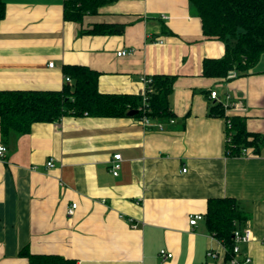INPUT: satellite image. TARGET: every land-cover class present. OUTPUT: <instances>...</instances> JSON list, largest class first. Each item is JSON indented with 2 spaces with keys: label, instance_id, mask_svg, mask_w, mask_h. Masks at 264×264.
Returning <instances> with one entry per match:
<instances>
[{
  "label": "crops",
  "instance_id": "0c3cea01",
  "mask_svg": "<svg viewBox=\"0 0 264 264\" xmlns=\"http://www.w3.org/2000/svg\"><path fill=\"white\" fill-rule=\"evenodd\" d=\"M3 1L0 92L62 91L66 65L99 72L105 94L142 95L145 77L176 79L174 123L66 116L6 140L0 129V264H29L25 248L77 264H225L226 248L206 220L189 221L218 198L236 199L247 216L252 237L240 261L264 264V55L247 76L206 77L204 61L226 49L204 36L189 0H105L82 22L65 20L66 0ZM96 25L114 33H85ZM219 104L223 117L213 112ZM228 117L262 137L249 147L255 155L228 154Z\"/></svg>",
  "mask_w": 264,
  "mask_h": 264
},
{
  "label": "trees",
  "instance_id": "16d2710c",
  "mask_svg": "<svg viewBox=\"0 0 264 264\" xmlns=\"http://www.w3.org/2000/svg\"><path fill=\"white\" fill-rule=\"evenodd\" d=\"M202 21L204 36L221 41L225 56L206 59L203 74L210 78H227L234 71L238 76H247L259 64L264 55V0H189ZM105 0H66L64 18L82 22L87 15L96 14ZM6 16V6L0 0V24ZM85 33L106 35L114 33L106 25H96ZM66 79L62 91H16L0 92V129L4 140L12 133L24 135L37 123H52L66 116L126 118L137 111L134 118L149 117L151 120L173 119L169 97L176 77L157 75L151 77L150 94L146 104L142 95L105 94L99 91L100 73L84 65L64 66ZM214 114L225 116L219 104ZM228 154L240 156L243 148H259L262 137L249 133L243 121L228 117ZM252 138V139H250ZM210 233L226 248L225 264H234L239 254L235 232L244 231L247 216L234 198L211 199L204 215ZM29 264H77L57 255H36L27 248L20 252ZM240 261V259L238 258Z\"/></svg>",
  "mask_w": 264,
  "mask_h": 264
},
{
  "label": "built area",
  "instance_id": "2783aa9c",
  "mask_svg": "<svg viewBox=\"0 0 264 264\" xmlns=\"http://www.w3.org/2000/svg\"><path fill=\"white\" fill-rule=\"evenodd\" d=\"M164 19L166 18V16L163 17ZM156 44H164V41L163 40H158L156 42H154ZM126 54H128L126 51H121L118 53V56H125ZM50 67H54V64L51 63L49 65ZM238 77V74L234 71L230 72L227 79H234V78H237ZM67 82H71V80L69 78L66 79ZM143 81V84H144V90H143V93H142V96H143V103L146 104L147 102V98H148V95L150 94V85L152 84L153 80L151 77H145L142 79ZM211 99L212 100H219L218 98V94L217 92L213 91L211 92ZM141 122L144 126H151V119L149 117H143L141 119ZM171 123H174L175 120L174 119H171L170 120ZM158 127L160 129H162V125L159 124ZM232 140V136L231 135H228L227 136V143L228 142H231ZM6 152H7V148L6 146L4 145H0V159L4 158L5 155H6ZM256 153L250 149V148H243L242 151H241V155L242 156H252V155H255ZM121 155L120 154H117L114 156L112 162H111V166H110V171L111 173L113 174V176L115 177H118L119 174H120V170H121ZM48 167L49 168H53L55 167V164L54 162L51 160L48 162ZM187 170L184 169L183 172H186ZM77 207H78V204L77 203H73L67 210V214L69 216H73L75 215V212L77 210ZM204 219V215L203 214H193L190 216V225L192 227H195L198 225L199 221L203 220ZM251 232L249 229H246L242 232L240 231H236L235 232V240H236V246L234 248V252L236 254H239L241 252V249H240V245L241 244H247L250 242L251 240ZM160 256L164 259V260H167V259H171L173 258V254L171 253H168L166 250H161L160 251ZM251 262V259L250 258H246L245 260L243 261H239L238 259H235L233 261L234 264H248Z\"/></svg>",
  "mask_w": 264,
  "mask_h": 264
},
{
  "label": "water",
  "instance_id": "95a60500",
  "mask_svg": "<svg viewBox=\"0 0 264 264\" xmlns=\"http://www.w3.org/2000/svg\"><path fill=\"white\" fill-rule=\"evenodd\" d=\"M137 111H131L128 113V117H134L135 115H137Z\"/></svg>",
  "mask_w": 264,
  "mask_h": 264
}]
</instances>
